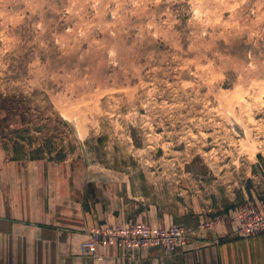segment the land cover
<instances>
[{
    "label": "rangeland",
    "instance_id": "374dc122",
    "mask_svg": "<svg viewBox=\"0 0 264 264\" xmlns=\"http://www.w3.org/2000/svg\"><path fill=\"white\" fill-rule=\"evenodd\" d=\"M38 165L189 228L179 251L239 236L264 210V0H0V168Z\"/></svg>",
    "mask_w": 264,
    "mask_h": 264
},
{
    "label": "crops",
    "instance_id": "0c3cea01",
    "mask_svg": "<svg viewBox=\"0 0 264 264\" xmlns=\"http://www.w3.org/2000/svg\"><path fill=\"white\" fill-rule=\"evenodd\" d=\"M38 167L0 168V264H264V234L214 232L176 253L143 248L122 254L101 246L86 254L81 245L94 226L132 218L87 197L70 168ZM136 217L167 221L153 210Z\"/></svg>",
    "mask_w": 264,
    "mask_h": 264
},
{
    "label": "built area",
    "instance_id": "2783aa9c",
    "mask_svg": "<svg viewBox=\"0 0 264 264\" xmlns=\"http://www.w3.org/2000/svg\"><path fill=\"white\" fill-rule=\"evenodd\" d=\"M237 219L239 224H236L234 231L239 236H253L264 232V210L246 208L238 213ZM190 234L189 228L173 223L162 226L140 219L117 224L102 222L90 230L81 249L90 255L101 246L114 247L122 254L153 247L162 248L166 253H176L181 247H187L186 239Z\"/></svg>",
    "mask_w": 264,
    "mask_h": 264
},
{
    "label": "trees",
    "instance_id": "16d2710c",
    "mask_svg": "<svg viewBox=\"0 0 264 264\" xmlns=\"http://www.w3.org/2000/svg\"><path fill=\"white\" fill-rule=\"evenodd\" d=\"M16 156V155H15ZM16 157H19V156H16Z\"/></svg>",
    "mask_w": 264,
    "mask_h": 264
}]
</instances>
